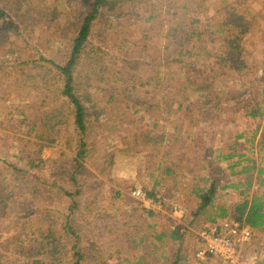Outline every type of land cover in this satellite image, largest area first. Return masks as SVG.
Instances as JSON below:
<instances>
[{
  "label": "rangeland",
  "instance_id": "rangeland-1",
  "mask_svg": "<svg viewBox=\"0 0 264 264\" xmlns=\"http://www.w3.org/2000/svg\"><path fill=\"white\" fill-rule=\"evenodd\" d=\"M88 1L73 0L69 3L65 1L61 3L59 10L70 14L62 20L65 22L58 33L63 39L74 34L76 29L73 25L78 24V18L82 14H86ZM238 2L241 4L237 5ZM13 5L14 2L11 6ZM157 6L160 7L159 4ZM168 6H173V0H167L161 7L164 15L169 13L166 10ZM234 6L236 11L242 13L251 24L248 32L241 35L239 51L235 55L236 60L244 61L247 72L237 75L230 71L223 60L214 59V57L211 59L203 57L196 69L202 73L201 80L216 83L226 89L227 94L223 99L231 100V96L239 89L241 90L239 99L244 102L239 104L237 100H231L227 108V103L223 100V107L219 109L222 112L219 119L212 120L209 116L199 114L200 110L196 111L197 108H195L198 103L186 93L170 97L166 84L173 89L178 86L179 78H183L188 71L186 65H174L171 69H166V74L169 76L166 77L165 84L161 85L160 90L134 84L131 92L135 97L131 100L132 109L130 110V95H127V93L130 94V88H128L123 95L125 98L121 99L124 102L123 106L115 105L108 116H102L99 119L94 133L90 134L89 138L86 137V148L89 153L87 159L79 160L82 164L80 168L75 162L77 153L70 148V141L68 143V140L75 136L73 121H70L68 126L62 127V137L58 144L44 150L42 160L45 164L40 169L36 164L30 173L17 174L18 188L13 189L14 191H6L13 192L17 196L12 206L14 213L10 216L11 219L15 223L22 219L25 224L19 225V230L13 227L11 232L0 235V264L19 263L22 257L21 244L24 245L23 242H27L34 234L36 236L37 230L43 226L42 221L47 215H50L47 220H51L59 228L71 221L79 239L77 242L76 238L68 236L67 243L70 248H73L76 243L85 251L91 250L94 246L97 248V250L93 249V253L86 252L88 253L86 264H92L93 259H97L94 264H100V262L124 264L118 253L120 251L125 254L127 247V254L130 256L138 255L141 251L147 264H153L149 254L159 258L158 264H173L177 256H181L189 263L197 264L198 260L195 256L201 248H204L201 237L207 236V229L212 224H203L202 218L194 222L198 200L191 195L192 175L184 179L181 175L182 180L179 179L172 186L161 184L155 187L154 180L159 176L157 169L164 164H171L170 162L175 160L172 158L177 156L187 158L191 162L187 164L188 168L196 166L205 156V163L209 168L214 166L216 170L221 171V174H228L227 165L217 163L215 152L228 154L232 152L231 146L235 144L237 146L234 150L245 154L254 160L258 167L264 169V151L259 145L261 144L260 135L264 130V113L262 118L257 119H246L245 116L249 111L247 107L264 100V74L261 71L264 68V0H208L202 6V12L199 15L195 11L196 7L188 13L181 9L170 12L173 15L171 18L173 23L178 20L189 24L193 18L197 22L195 27H198L201 26L200 23L215 18L222 9L234 8ZM175 13H178L177 16ZM112 18L115 19L114 16ZM31 19L32 16L28 14L20 21L16 19L17 26L21 28V24L31 23ZM11 20L15 22L14 17ZM122 21L126 20L122 18ZM219 21L227 25L230 19H219ZM37 22L38 18H34L32 23L35 26H31L36 31H33L34 36L12 39L11 42H16V47L10 49V44H7L4 48L0 44V171L2 170L4 174H8L3 170L7 169V163H13L21 170H29L25 168L26 164L22 161L25 156L22 153L24 144L20 142L27 139L28 129L21 124V121L39 120L46 108L54 105V100H51L55 98L53 94L46 98L41 91H35L28 98L27 91L16 85L23 82V69H29L34 62L39 63L41 57L49 60L47 52L56 46V44L50 46L53 36H48L45 32L41 35L42 33L38 31L39 26H36ZM148 26L149 24H144L141 20L137 25L123 30V38L129 40L124 47L120 48L118 43L109 45L114 55L123 60L128 59L136 75L145 73V78L149 71V64L137 58H130V55L144 52V42L140 40L142 31ZM58 35L55 39L60 38ZM13 38H16L15 34ZM153 41L158 43V47H162L163 40L160 37H155ZM207 49L209 51L215 49V56H220L222 50H226L223 42L211 44V41ZM63 56L61 54L59 58L53 59L63 61L65 59ZM48 66L51 67V65ZM195 79L199 80L198 77ZM144 84L147 83L144 82ZM208 92L211 94L212 90ZM46 100L47 103H45ZM181 103L185 107L192 108L193 111H187L185 108L180 110ZM261 108L264 110V104H261ZM155 124L165 129L166 136L161 128L158 130L153 128ZM259 125L261 127L256 142L245 143V140H252ZM176 126L181 129V132H175ZM244 131L248 132L246 138L237 140L236 138ZM174 133L179 135L180 143L178 142L177 148L168 146L169 142H172L170 136ZM150 139L154 141L165 139L164 149L160 152L154 151L155 145L149 143ZM179 151L180 155H178ZM184 153L185 156L182 155ZM185 172L182 173L184 177L187 176ZM74 174L80 180V212L67 218L70 215L69 200L62 190L75 191L77 183L72 181ZM207 176L212 175L207 172ZM232 180L236 182L238 179ZM255 189L264 193V188L256 187ZM137 191L147 195L148 204L134 197ZM149 194L156 196V199ZM217 196L215 201L217 207L229 208L243 199L239 192L233 190L220 191ZM30 218L32 220L28 222L27 219ZM220 221L226 220L218 222ZM23 226H27L26 229ZM30 227H34L36 233L27 231L20 238L7 242V238L16 236L23 230H29ZM183 230L186 231L184 252L177 251L169 255L161 246L163 242L156 241L154 249L149 250L150 242L154 240L150 237L153 233L180 234ZM143 238L145 240L142 242ZM175 244L178 247V243H174L173 240L167 243L170 247ZM244 251L247 252V264H264V233L253 231V243L246 245ZM217 261L212 259L210 264H216Z\"/></svg>",
  "mask_w": 264,
  "mask_h": 264
},
{
  "label": "trees",
  "instance_id": "trees-1",
  "mask_svg": "<svg viewBox=\"0 0 264 264\" xmlns=\"http://www.w3.org/2000/svg\"><path fill=\"white\" fill-rule=\"evenodd\" d=\"M63 1L69 3L73 0H0V44L4 48L7 44H10V49L16 47V42H11L12 39L34 36L36 31L31 28V26H35L32 23L34 18H38L36 26H39V32H45L48 36L54 37L53 41L55 42L51 41L50 46L56 44L55 48L47 52L49 60L41 57L39 63L34 62L29 69H23V82L16 83L19 88H24L27 91L28 98L35 91H41L46 98L53 94L55 98L51 99L54 100V105L46 108L39 120L21 121V124L28 129L27 139L20 140V142L24 144L22 153L25 156L22 161L26 164L25 168L29 170H21L15 164L7 163V169L3 170L7 171L8 174L0 171V235L11 232L13 227L19 230V225L25 224L22 219L17 220L16 223L11 219L10 216L14 213L12 206L17 196L13 192H6L18 188L16 186L17 174L30 173L36 164L40 169L45 164L42 160L44 150L58 144L62 137V127L68 126L70 121H73L75 136L71 137L68 143L70 141V148L77 153L75 162L80 168L82 164L79 160L87 159L89 153L86 148V137L89 138V135L94 133L99 119L102 116H108L115 105L117 107L123 106L124 102L121 99L125 98L123 95L126 94L128 88H130V94L127 93V95H130V110L132 109L131 100H134L135 97L132 96L131 92L134 89V84L160 90L161 85L165 84L166 77L169 76L166 74V69H171L174 65H186L188 71L185 72L183 78H179L178 86L172 89V86L166 84L170 97L186 93L198 103L195 106L196 111L200 110L199 114L209 116L212 120L220 118L222 112L219 109L223 107V100L226 101L227 108H229L231 100H237L236 102L239 104L244 102V100L240 101L239 99L241 96L239 89L236 90V94L231 96V100L229 98L223 99L227 94L226 89L216 83L204 82L201 80V71L196 69L203 57L210 59L214 57V59L223 60L230 71L237 75H243L244 72H247L244 61L241 62L235 58L241 44V35H245L248 32V27H251L245 16L236 11V6L241 4L240 2L234 8L222 9L215 18L206 20L205 23H200L201 26L195 27L197 22L193 18L189 24L178 20L173 23L171 19L173 15L170 12L181 9L188 13L196 7L195 11L199 15L202 12V6L208 0H173V6L167 7L166 10L169 13L166 12V15L163 14L161 7L167 0H89L86 14H82L78 18V24L73 25L76 29L74 34L63 39L58 33L62 30L63 22H65L62 20L70 16L64 10H59ZM13 2L14 5L11 6ZM27 14L32 16L31 23L24 22L20 28L17 26L16 19L20 21ZM177 14L175 13V16ZM219 15L222 16L219 18ZM12 17H14L15 22L11 20ZM122 18L126 21H122ZM219 19H230V21H227L229 23L225 25L220 23ZM141 20L144 24H149L142 31L140 40L144 42L145 50L142 54L130 55V58H137L143 60L145 64H149L146 78L145 73L136 75L129 60H123L114 55L109 47L110 43H118L120 48L124 47L129 40L123 38V30L129 26L137 25ZM126 22L130 23L127 24ZM236 25L237 27H235ZM13 34L16 35V38H13ZM3 35L5 36L2 37ZM57 35L60 38L55 39ZM155 37H160L163 40L162 47H158V43L153 41ZM210 41L211 44L223 42L226 50H222L220 56H215V49L210 51L207 49ZM61 54L64 55L63 59L65 58L63 61L53 59L59 58ZM261 71L264 74V68ZM196 77L199 80H196ZM208 90H212L211 94ZM261 104H264V100L261 103H252L247 107L249 111L245 114L246 119L262 118L264 110L261 108ZM183 108L187 111H193L192 108L185 107L181 103L179 109L183 110ZM260 127V125L257 127L252 140H245V143L254 144L256 142ZM153 128L165 130L157 124L153 125ZM175 132H181V129L176 126ZM247 134L248 132L244 131L236 139H245ZM164 135L166 136L165 131ZM170 137L172 142H169L168 146L177 148L179 135L174 133ZM149 143L155 145L154 151L160 152L164 149L165 139L162 141L150 139ZM260 143L261 150L264 151V130L260 135ZM236 146L237 144L232 145V152L228 154L215 152L217 163H225L228 167V174H221V171L216 170L214 166L209 168L208 164L205 163V156L192 168L186 167L187 164L191 163L187 158H178L179 156H177L172 158L175 160L170 162L171 164H164L157 169L159 176L155 177L154 185L155 187L161 184L172 186L179 179L182 180V177L184 179L192 175L191 195L198 200L194 222L201 218L203 224H214L219 220H226L237 222L251 231L263 234L264 193L255 188H264V169L258 167L257 163L245 154L234 150ZM177 153L178 151L174 155L176 156ZM178 155H180V151ZM182 155L185 156V153ZM184 164L186 165L184 166ZM183 172L187 176L184 177ZM207 172L212 176H207ZM170 175L173 176L169 177ZM232 179L238 180L233 182ZM72 181L77 183L74 192L62 190L69 200L68 211L70 215L67 218L76 212H80V180L74 174ZM228 190L239 192L243 199L229 208L226 206L217 207L215 201L218 193ZM149 195L156 199V196ZM47 218H50V215L45 216L42 221L43 226L37 230V233L34 227H30L29 230H23L18 232L16 236L6 239L9 242L12 239H17V237L20 238L27 231L36 233V236L34 234L27 242L24 241V245L21 244L20 253L22 257L18 264H86V256H88L86 252L93 253V249L97 250V248L94 246L91 250L85 251L80 249L77 243L73 248H70L67 243L68 236L76 238L77 242L79 239L71 221L66 226L63 225L59 228ZM31 220L32 218L27 219L28 222ZM23 227L26 229L27 226ZM185 234V230L181 231L180 234L153 233L150 237H153L154 240L150 242L149 250L154 249L156 241L157 243L163 242L161 246L166 249L169 255L177 251L184 252ZM143 240L145 238L141 241L143 242ZM170 240L178 243V247L176 244L172 247L168 246L167 243ZM127 248H125V254L120 251L118 253L124 264H147L141 251L138 255L130 256L127 254ZM149 256L153 259V264L159 263L157 261L159 258L152 257L151 254ZM96 260L93 259L92 264L96 263ZM179 262L192 264L181 256H177L173 264H179ZM100 264L106 263L100 262ZM197 264L201 263L198 261Z\"/></svg>",
  "mask_w": 264,
  "mask_h": 264
},
{
  "label": "built area",
  "instance_id": "built-area-1",
  "mask_svg": "<svg viewBox=\"0 0 264 264\" xmlns=\"http://www.w3.org/2000/svg\"><path fill=\"white\" fill-rule=\"evenodd\" d=\"M134 197L148 204L141 191L135 192ZM207 230V236L201 237L204 248L195 256L200 263L210 264V260L217 259L216 264H247L244 247L253 243V231L230 221L217 222Z\"/></svg>",
  "mask_w": 264,
  "mask_h": 264
}]
</instances>
